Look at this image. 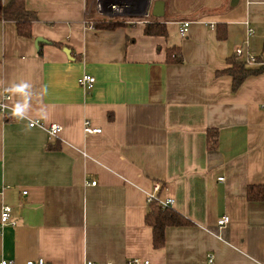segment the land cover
<instances>
[{"label":"crops","instance_id":"0c3cea01","mask_svg":"<svg viewBox=\"0 0 264 264\" xmlns=\"http://www.w3.org/2000/svg\"><path fill=\"white\" fill-rule=\"evenodd\" d=\"M155 1L148 16H106L93 0H25L37 15L31 37L0 20V89L12 96L0 110V213L9 204L17 221L0 226V261L264 264V201L248 199L250 185H264V70L236 91L218 74L248 54L264 69V0H164L162 17ZM150 21L166 35L147 34ZM173 47L181 63L168 61ZM84 74L96 78L90 91ZM86 120L101 133H85ZM157 184L158 198L193 222L167 227L160 249L146 223Z\"/></svg>","mask_w":264,"mask_h":264},{"label":"trees","instance_id":"16d2710c","mask_svg":"<svg viewBox=\"0 0 264 264\" xmlns=\"http://www.w3.org/2000/svg\"><path fill=\"white\" fill-rule=\"evenodd\" d=\"M37 19L34 11L27 9L25 0H11L10 3L3 5L0 1V20H12L16 22L18 34L24 37H31L32 23ZM97 26L113 27L119 23L112 21H101L96 23ZM224 27L220 26L218 35L224 31ZM145 31L149 35L159 34L166 35V25L163 23L149 22ZM41 52V51H40ZM169 62L181 63L183 61L182 52L178 47L168 50ZM232 66L218 74H228L233 77V91H236L243 81L254 74L263 72L264 69L250 67L245 61L237 59L230 60ZM207 140L210 148H215L218 143V131L216 129L207 130ZM248 199L250 201H264V185H250L248 187ZM146 223L152 228L153 246L160 249L166 243V229L169 226H190L193 224L191 220L186 218L177 210L161 207L156 201L150 202V210L146 215Z\"/></svg>","mask_w":264,"mask_h":264},{"label":"built area","instance_id":"2783aa9c","mask_svg":"<svg viewBox=\"0 0 264 264\" xmlns=\"http://www.w3.org/2000/svg\"><path fill=\"white\" fill-rule=\"evenodd\" d=\"M96 4H97V10L99 13L106 15V16H111V15H125V14H129V13H137L139 15H144V16H148L150 9L148 8L149 5H151V1L152 0H148V4L146 7H139L138 9L132 8L131 10L125 6V5H118V4H110L109 7H106L104 0H93ZM132 10H136V11H132ZM91 12L90 9H88V11H86V15H89ZM191 22L190 21H184L182 22V26L180 28V33L181 35L185 36L188 33L189 27H190ZM249 35H253L254 34V30L253 29H249L248 31ZM235 55L238 58H242L244 56V50L242 47H238L235 51ZM247 64H252V63H256L258 61V57L256 55L253 54H248L244 60ZM78 83L81 87H83L84 89H86V91H90L92 90V88L94 87L95 83H96V78L93 75L90 74H84L82 75L79 80ZM11 94L10 92L4 90V89H0V110L2 112H4L8 107V103L9 100L11 99ZM32 125H40V126H44V124H41L38 121H33ZM48 132L51 135H56L60 130L61 127L58 124H51L48 128H47ZM84 131L87 134H93V133H101L102 129L100 128H94L91 125V122L89 120H86L84 122ZM93 184H96V181H93ZM160 189V185L157 184L155 186V193H152L149 195V202L152 201H156L161 207L163 208H170L173 204H174V199L172 198H168L166 200H161L158 198L157 196V191H159ZM26 193V192H24ZM1 194V191H0ZM13 213V208L12 206H10L9 204L3 203L1 205V213H0V226L1 229L6 226V225H12V226H16L17 225V221L13 218L12 216ZM230 221L229 216L224 215L223 217H221L218 220V226L219 228H223L225 227ZM0 229V230H1ZM213 256L209 255L208 259L206 262L202 263V264H213ZM0 264H13V262L11 261H7V260H2L0 261ZM27 264H46L44 259L40 258L37 261H28ZM85 264H97L94 261H87ZM128 264H149V261L144 260L142 261L140 258H132L131 260L128 261Z\"/></svg>","mask_w":264,"mask_h":264},{"label":"water","instance_id":"95a60500","mask_svg":"<svg viewBox=\"0 0 264 264\" xmlns=\"http://www.w3.org/2000/svg\"><path fill=\"white\" fill-rule=\"evenodd\" d=\"M165 12V1L164 0H156L153 4L152 13L156 17H162ZM40 42H43V39L37 38L36 45L38 46ZM66 51H69L66 49Z\"/></svg>","mask_w":264,"mask_h":264},{"label":"clouds","instance_id":"9594fccd","mask_svg":"<svg viewBox=\"0 0 264 264\" xmlns=\"http://www.w3.org/2000/svg\"><path fill=\"white\" fill-rule=\"evenodd\" d=\"M14 91H21V89L20 88H15ZM20 111L21 110L19 108H17V109L14 110L13 114L18 116V115H20Z\"/></svg>","mask_w":264,"mask_h":264}]
</instances>
